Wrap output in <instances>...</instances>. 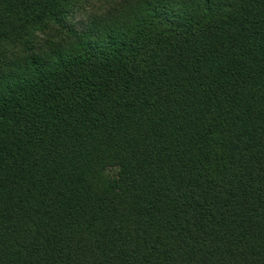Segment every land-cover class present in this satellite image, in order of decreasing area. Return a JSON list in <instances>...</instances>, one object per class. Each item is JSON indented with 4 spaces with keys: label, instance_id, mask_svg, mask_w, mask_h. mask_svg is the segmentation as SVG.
<instances>
[{
    "label": "trees",
    "instance_id": "trees-1",
    "mask_svg": "<svg viewBox=\"0 0 264 264\" xmlns=\"http://www.w3.org/2000/svg\"><path fill=\"white\" fill-rule=\"evenodd\" d=\"M0 264H264V0H0Z\"/></svg>",
    "mask_w": 264,
    "mask_h": 264
}]
</instances>
